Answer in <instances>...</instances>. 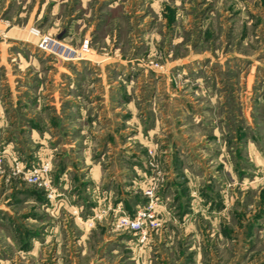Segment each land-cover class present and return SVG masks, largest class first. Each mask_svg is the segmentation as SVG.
<instances>
[{"label": "rangeland", "instance_id": "rangeland-1", "mask_svg": "<svg viewBox=\"0 0 264 264\" xmlns=\"http://www.w3.org/2000/svg\"><path fill=\"white\" fill-rule=\"evenodd\" d=\"M42 130H67L72 168L90 130L133 144L105 164L144 154L109 172L137 208L160 178V223L143 241L110 213L87 228L12 175L0 264H264V0H0L2 144L35 162Z\"/></svg>", "mask_w": 264, "mask_h": 264}, {"label": "crops", "instance_id": "crops-1", "mask_svg": "<svg viewBox=\"0 0 264 264\" xmlns=\"http://www.w3.org/2000/svg\"><path fill=\"white\" fill-rule=\"evenodd\" d=\"M80 131L82 133L84 130ZM90 131L92 133L91 139L89 141L86 138L83 139L84 148L83 151L79 152L82 154V156H80L82 157V165H77L75 166V168L71 167V165L69 164L70 162H66V164V160L61 161V157L64 156L65 152L67 151L68 143L63 139V133H66L67 130H42L41 137L36 136L37 138H33V141H36L38 144L42 143V146H39V149L37 151L39 154H34V156L30 157H34L33 159L37 161L45 159L51 160L54 183L57 189L62 193V195L58 196L55 200H48L41 191L40 193L41 197H43L42 199H45V201L50 205H63L64 207H67V211L70 214L71 208L73 206H76L79 209L80 213L84 216L90 215L93 210H97L108 205H120L119 200L121 201V205L125 209L134 212L137 206L140 205V203L137 201L139 200L138 196H133L134 204H132L131 201H126L129 197L127 194L128 192L126 191L129 190V188L126 186L122 190L119 183L121 184V182L124 180H119L120 182H118V177L110 174L111 172L109 171L113 163H115L117 166L122 167H125L126 165H132L134 168L141 167L144 163V154L138 155L139 158L137 162L134 163L125 161V157L118 156L111 158V164H105L106 160H104V157L106 152L110 153L112 149L115 151L116 147H121V149L125 151H131L134 146L133 148H130L133 145L130 144L128 148H125L127 142L122 143L120 142V140L115 143V145H111L112 140L115 139V132L113 133V136L110 137L108 135L106 136L105 134H102L104 132H100V134L97 135L96 133H99L97 132L99 130ZM34 132L36 133V130H32V136L34 135ZM100 140L101 149L100 147H98V145H100ZM5 144L8 147H11L10 145L13 144V140L5 142ZM68 145L72 146L73 144L69 143ZM134 145L136 147L135 143ZM103 147L105 149H102ZM72 151L70 153H75V151ZM79 153L77 152V154ZM114 158L116 159L114 160ZM76 159H78V157H74V160ZM7 163V168H9V160H7ZM139 176L141 177V175ZM4 181L6 182L7 180ZM69 184L73 188L72 192H70V188H67ZM114 184L116 187V191L114 190ZM143 184L142 186H144ZM27 195H29L30 198L35 197L40 199V196L35 193ZM76 196L80 198L79 201L74 200ZM71 215L74 218V215Z\"/></svg>", "mask_w": 264, "mask_h": 264}, {"label": "built area", "instance_id": "built-area-1", "mask_svg": "<svg viewBox=\"0 0 264 264\" xmlns=\"http://www.w3.org/2000/svg\"><path fill=\"white\" fill-rule=\"evenodd\" d=\"M48 40V37L43 39L44 42L41 45L43 48L46 46ZM49 41H51V39ZM51 45L54 46L55 44L51 41ZM55 48L57 49V47ZM45 49L52 52L57 51L56 49L52 50L50 47ZM6 159L9 160L8 170H6L5 167ZM12 175L21 178L29 184L35 185L43 192L48 200H55L58 196L62 195L54 183L51 160L45 159L31 163H27L26 161L23 162L8 152L7 148L2 144L0 135V180H8ZM159 185L160 178H150L142 188L143 194L147 197L145 205L135 209L132 213L121 208L119 204L115 206L108 205L93 210L88 216L82 215L79 209L73 206L72 213L75 215V218L87 228L92 227L106 213H110L112 216L110 225L113 229L132 231L138 235L139 241H143L149 237V230L157 228L160 223L155 214V206L158 198L157 189Z\"/></svg>", "mask_w": 264, "mask_h": 264}]
</instances>
